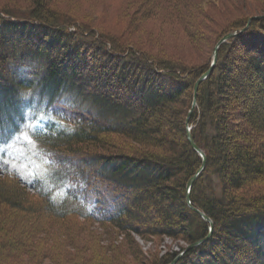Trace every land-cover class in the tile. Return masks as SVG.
<instances>
[{"label":"trees","instance_id":"1","mask_svg":"<svg viewBox=\"0 0 264 264\" xmlns=\"http://www.w3.org/2000/svg\"><path fill=\"white\" fill-rule=\"evenodd\" d=\"M39 1L21 13L0 8V147L24 127L40 121L42 112L57 115L55 108L67 94L82 99L85 108L74 103L72 109L85 113L72 121L62 120L66 127L51 122L43 128L29 127L31 138L51 161L46 177L23 184L7 169L0 167V174L32 190L42 199L45 211L58 220L80 217L123 231L130 230L125 217L139 216L131 207L146 213L144 199L157 195L164 203L161 215L168 219L175 214L178 224L171 226L185 225L182 235L190 244L210 233L209 222L194 207L209 218L212 231L197 247L185 253L181 249L184 254L174 264H264V199L258 194H238L253 180L264 178V145L252 150L241 140L248 132L231 131L238 125L231 121V109L239 96L225 91L233 89L223 56L225 50L241 49L248 72L264 85V17L251 20L248 27L252 16L239 26L226 28L211 46L206 63L189 68L135 46L119 47L100 29L49 13ZM230 33L237 34L219 45L216 63L200 82L197 104L188 118L191 136L206 158L204 169L192 183L189 205L187 184L201 165V157L187 137L193 87L209 69L217 43ZM90 60L95 68L92 73L84 70ZM26 66L38 71L33 80L12 76ZM253 103L248 105L246 122L264 133V108L258 113L264 99L259 105ZM238 104L241 108L247 105ZM161 114L169 117L167 122L176 131L173 136L155 126L156 116ZM114 137L146 146L140 149L123 142L125 148L119 150L111 147ZM210 169L219 182V195L212 179L206 178ZM98 182L112 189L115 197L111 203L97 190ZM226 192L231 194L228 198ZM174 201L179 205L168 209L165 204ZM26 204H31L26 193L0 180V207L26 211ZM6 225L1 217L0 246H17L21 240L10 238ZM162 230L163 226L157 227L154 234L172 236L170 230ZM224 242L227 249L245 251L247 262L229 257ZM178 254L166 253L151 264H170Z\"/></svg>","mask_w":264,"mask_h":264},{"label":"rangeland","instance_id":"2","mask_svg":"<svg viewBox=\"0 0 264 264\" xmlns=\"http://www.w3.org/2000/svg\"><path fill=\"white\" fill-rule=\"evenodd\" d=\"M35 1L0 0V8L21 13L23 9H31ZM39 2L48 9L49 13L60 14L85 23L88 27L100 29L105 35L112 37L119 47L135 46L154 57L189 68H199L206 63L211 46L226 28L231 25L239 26L246 17L263 15L264 12V0H40ZM249 24L250 21L246 27ZM223 56L224 66L230 68L229 85L231 84L233 89V92L229 88L225 91L227 94L239 96L236 107L233 106L231 109V121L238 125H234L231 131L235 134L242 130L248 132L246 139L241 138V140L252 150L256 149L260 144L264 145V133L252 129L246 119L249 103L254 102L252 106L255 102L259 105L264 99V85L248 72V64L243 58L246 56L241 49L225 50ZM84 70L90 73L95 71L92 60ZM37 72L34 67L26 66L19 68L12 76L33 80ZM259 88L262 91L260 94ZM81 101V98L67 94L63 104L55 108L57 115L52 112L47 114L42 112L41 117H43L40 121L29 124L32 126H28L27 129L24 127L12 142L0 147V167L17 174L23 184L29 181L32 183L35 177H45L50 172L51 164L31 138L29 127L33 128L37 125L36 128H43L46 122H51L57 127H66L62 120L72 121L85 113L83 110L72 109L75 104L85 108L86 104ZM241 102L247 104L246 107L241 108L238 104ZM186 103L183 102V109ZM263 108L264 104L258 109V113H262ZM168 120L169 117L166 115H157L155 126L159 128V132L173 136L176 131L168 124ZM110 140L111 147H118L119 150L125 148L123 142H128L127 146L133 145L140 149L146 146L137 145L123 137L118 139L114 137ZM71 164L77 165L75 161ZM212 171L210 169V174L206 178L212 179L214 191L219 195V182L216 176L211 174ZM0 180L5 181L9 186L15 185L26 193L31 202L26 204L29 207L26 211L9 206L0 207V218L5 220L6 227L9 228L8 235L10 238L21 240L17 246L12 243L8 247L0 246V264H82V262L151 264L166 253H179L171 262L173 263L179 260L186 248L193 245L185 241L182 235L185 225L171 226V223L178 224L175 214L168 219L161 215L160 208L164 203H161L157 195L144 199L143 205L148 208L146 213L137 207H131V210L139 216L125 217L124 221L130 230L123 231L109 223L80 217L58 220L51 216L50 211H45L42 199L33 195L32 190L24 188L25 185L17 184L15 179L2 174ZM96 188L106 201L111 203L115 197L112 189L100 182L96 183ZM205 194L211 195L208 192ZM225 194V198L231 195L228 192ZM238 194L239 196L258 194L264 199V178L253 180L249 186L238 191ZM167 204L165 205L170 210L179 205L177 201ZM160 226H163L162 231L170 230L168 232H171L172 236L154 234L155 229ZM139 232H143L142 236L137 234ZM219 246L223 249L227 244L225 245L224 242V246L221 243ZM227 254L243 262H247L249 258V255L242 250L232 251L228 248Z\"/></svg>","mask_w":264,"mask_h":264},{"label":"water","instance_id":"3","mask_svg":"<svg viewBox=\"0 0 264 264\" xmlns=\"http://www.w3.org/2000/svg\"><path fill=\"white\" fill-rule=\"evenodd\" d=\"M264 17V14L263 15H257V16H253V17H250L248 20L249 21H251V20H256V19H259V18H263ZM248 21V22H249ZM236 35V33H230V34H227V35H225L218 43H217V45H216V47H215V49H214V51H213V59H212V63H211V67L195 82V84H194V87H193V99H192V104H191V109H190V111H189V116H190V113L192 112V110L194 109V107H195V105H196V97H197V91H198V87H199V84H200V82L203 80V79H205L210 73H211V71L213 70V66H214V64H215V62H216V60H217V49H218V46L220 45V44H222L223 42H225V41H227L228 39H230L231 37H233V36H235ZM188 116V117H189ZM188 118H187V121H186V123L188 124ZM187 137H188V142L190 143V145H191V147L200 155V157H201V165H200V168H199V171H198V173L204 168V166H205V162H206V159H205V156H204V153H203V151L195 144V142H194V140H193V138H192V136H191V134L188 132V134H187ZM193 180H194V177H192L190 180H189V182H188V184H187V188L189 189L190 187H191V185H192V183H193ZM187 198V201H188V203H190V201H189V196H187L186 197ZM192 209H193V211H195V212H197L199 215H201V217L204 219V220H206V221H208L209 223H210V226H209V231H210V233H211V231H212V228H213V226H212V223L209 221V219L202 213V212H200L198 209H196V208H194V207H191ZM209 233V234H210ZM209 234L205 237V238H203V239H201V240H199V241H196V242H194L193 243V245L191 246V247H194V246H197V245H199L201 242H204V241H206L207 239H208V237H209ZM190 247V248H191ZM175 263V261L173 262V263H171V264H174Z\"/></svg>","mask_w":264,"mask_h":264},{"label":"bare ground","instance_id":"4","mask_svg":"<svg viewBox=\"0 0 264 264\" xmlns=\"http://www.w3.org/2000/svg\"><path fill=\"white\" fill-rule=\"evenodd\" d=\"M112 3H113V2H112ZM204 215H205V214H204ZM200 216H201V215H200ZM205 216H206V215H205ZM206 217H207V216H206ZM207 218H208V217H207ZM208 219H209V218H208ZM205 221H206V220H205ZM209 221H210V220H209ZM207 222H208V221H207ZM209 224H210V223H209ZM194 247H197V246H194ZM194 247L186 248V249H185V252H187L188 250H190V249H192V248H194ZM185 252H184V253H185ZM184 253H183V254H184Z\"/></svg>","mask_w":264,"mask_h":264}]
</instances>
